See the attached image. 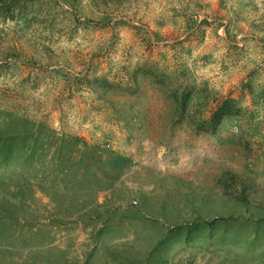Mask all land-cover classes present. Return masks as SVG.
<instances>
[{
    "label": "rangeland",
    "instance_id": "rangeland-1",
    "mask_svg": "<svg viewBox=\"0 0 264 264\" xmlns=\"http://www.w3.org/2000/svg\"><path fill=\"white\" fill-rule=\"evenodd\" d=\"M0 264H264V0H0Z\"/></svg>",
    "mask_w": 264,
    "mask_h": 264
},
{
    "label": "trees",
    "instance_id": "trees-1",
    "mask_svg": "<svg viewBox=\"0 0 264 264\" xmlns=\"http://www.w3.org/2000/svg\"><path fill=\"white\" fill-rule=\"evenodd\" d=\"M179 97L176 98V100H178ZM180 101L179 103V109L181 110V112L186 111L188 106H191L189 104V95H185L183 98L179 99ZM239 112V108L236 106L235 101L233 99H226L223 102H221L220 104H218L215 108V110L213 111L212 116L210 117V122L212 125V128H215L225 117H231L234 116L235 113ZM60 140V149L62 146H64L66 143V140L64 137L59 138ZM71 140L75 143V141H80L81 139L78 137H72ZM83 152L88 153L90 151H92V147H85V145H83ZM126 158L124 157H120V156H114L113 157V161L116 164L115 166L117 168H121V166L124 164L123 162H125Z\"/></svg>",
    "mask_w": 264,
    "mask_h": 264
}]
</instances>
